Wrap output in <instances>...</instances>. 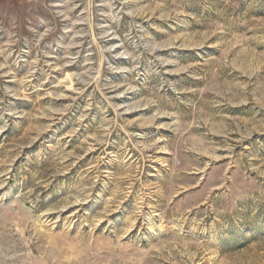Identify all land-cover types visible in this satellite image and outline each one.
I'll return each instance as SVG.
<instances>
[{
	"label": "rangeland",
	"instance_id": "obj_1",
	"mask_svg": "<svg viewBox=\"0 0 264 264\" xmlns=\"http://www.w3.org/2000/svg\"><path fill=\"white\" fill-rule=\"evenodd\" d=\"M0 264H264V0H0Z\"/></svg>",
	"mask_w": 264,
	"mask_h": 264
}]
</instances>
